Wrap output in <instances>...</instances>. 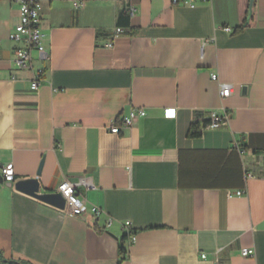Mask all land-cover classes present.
Masks as SVG:
<instances>
[{
	"label": "crops",
	"instance_id": "0c3cea01",
	"mask_svg": "<svg viewBox=\"0 0 264 264\" xmlns=\"http://www.w3.org/2000/svg\"><path fill=\"white\" fill-rule=\"evenodd\" d=\"M18 1L0 0V166L15 168L12 183L0 172V259L264 264V0H40L48 59L33 52L45 69L36 90L9 39ZM133 108L146 115L111 133ZM209 111H229L228 125L192 138ZM42 161V193L67 179L102 214L71 217L17 190Z\"/></svg>",
	"mask_w": 264,
	"mask_h": 264
},
{
	"label": "built area",
	"instance_id": "2783aa9c",
	"mask_svg": "<svg viewBox=\"0 0 264 264\" xmlns=\"http://www.w3.org/2000/svg\"><path fill=\"white\" fill-rule=\"evenodd\" d=\"M89 0H73V6L75 9L84 8ZM173 6L184 5L188 7H195V0H167ZM208 2L210 0H202ZM20 6V19L18 24L14 27L9 34V39L18 43L15 49V63L19 69L32 70L33 78L31 81V89H38L43 80L45 69L37 68L34 66V55L36 51L40 59L47 60L48 53L44 43V34L41 29V1L40 0H19ZM133 12V8H129V12ZM227 32H232V28L224 27ZM124 30L121 27H117L115 31L105 41L106 47H113L115 38L118 37ZM1 75V70H0ZM213 80H217V75H212ZM232 93L231 85L221 83L220 94L222 97H227ZM146 111L144 109H131L128 113L122 114L119 118L120 124L113 123L109 129L111 133L119 134L123 128H130L139 117H144ZM231 118V113L225 111L223 113L217 111H209L207 114V122L200 125L199 130L205 129H219L228 125ZM1 175L6 182L15 181V168L13 164H6L0 166ZM248 176L256 177L253 172H248ZM57 192L61 193L66 201L65 208L62 210L68 216H83L86 213H91L94 216L102 214L101 208L96 205L90 204L77 190V184L65 179L58 187ZM241 195L242 192H237ZM112 224L110 219L107 226ZM126 232L129 236V243L134 242L135 236L131 230L130 221L124 223ZM241 256L244 258H255L256 251L254 248H243L241 250ZM205 257V255H203Z\"/></svg>",
	"mask_w": 264,
	"mask_h": 264
},
{
	"label": "water",
	"instance_id": "95a60500",
	"mask_svg": "<svg viewBox=\"0 0 264 264\" xmlns=\"http://www.w3.org/2000/svg\"><path fill=\"white\" fill-rule=\"evenodd\" d=\"M255 0H250V7H253ZM43 168V161L41 162L37 171L36 177L19 180L15 182V188L23 193H26L44 203L52 205L60 210H63L66 205V201L62 194L59 192L42 193L40 182L38 177L41 175Z\"/></svg>",
	"mask_w": 264,
	"mask_h": 264
},
{
	"label": "trees",
	"instance_id": "16d2710c",
	"mask_svg": "<svg viewBox=\"0 0 264 264\" xmlns=\"http://www.w3.org/2000/svg\"><path fill=\"white\" fill-rule=\"evenodd\" d=\"M249 9L251 10L252 7H249ZM127 22H128V13L121 15L119 17V23L126 24ZM248 22H249V17L245 19L243 25L240 26L238 29H236V31L244 29L248 25ZM205 122H207V121H205ZM189 135L192 138H197L201 135V131L199 130V124H193V126L191 127ZM125 253H126V249L123 246L121 248V254L124 255ZM0 264H29V263L22 261V260H14V259H3L2 260V259H0Z\"/></svg>",
	"mask_w": 264,
	"mask_h": 264
}]
</instances>
